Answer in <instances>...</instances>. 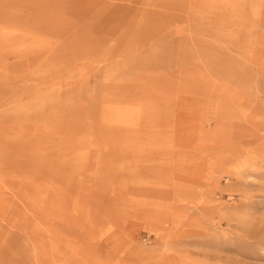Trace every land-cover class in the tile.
<instances>
[{
  "label": "rangeland",
  "instance_id": "rangeland-1",
  "mask_svg": "<svg viewBox=\"0 0 264 264\" xmlns=\"http://www.w3.org/2000/svg\"><path fill=\"white\" fill-rule=\"evenodd\" d=\"M263 223L264 0H0V264H264Z\"/></svg>",
  "mask_w": 264,
  "mask_h": 264
},
{
  "label": "bare ground",
  "instance_id": "bare-ground-1",
  "mask_svg": "<svg viewBox=\"0 0 264 264\" xmlns=\"http://www.w3.org/2000/svg\"><path fill=\"white\" fill-rule=\"evenodd\" d=\"M9 52H10V51H9ZM253 138H254V137H253ZM258 138H259V137H258ZM258 138H256V139H258ZM256 139H254V140L256 141ZM261 139H262V138H261ZM218 141H219V140H218ZM220 141H221V140H220ZM255 141H253V142H255ZM257 141H258V140H257ZM259 141H260V140H259ZM251 142H252V141H251ZM248 143H249V142H248ZM245 144H246V143H245ZM259 144H260V142H259ZM217 145H218V144H217ZM246 145H247V144H246ZM249 145H250V144H249ZM251 146H252V145H251ZM253 147H254V146H253ZM258 148H259V147H258ZM236 149H238V148H236ZM255 149H257V148H255ZM232 150H233V149H232ZM253 151H257V150H253ZM228 152H229V151H228ZM230 152H231V151H230ZM236 152H237V151H236ZM229 154H230V153H229ZM228 156H229V155H228ZM259 220H260V219H259ZM258 224L260 225V222H259ZM263 224H264V223H263ZM250 225H251V224H250ZM250 225H249V227H251ZM255 225H256V224H255ZM253 227H254V226H253ZM259 227H261V225H260ZM255 229H258V228L256 227V228H254V230H255ZM252 230H253V229H252ZM248 232H249V231H248ZM255 233H256V232H255ZM246 236H247V233H246ZM249 236H250V235H249ZM249 236H248V237H249ZM248 239H249V238H248ZM248 239H247V240H248ZM249 242H250V241H249Z\"/></svg>",
  "mask_w": 264,
  "mask_h": 264
}]
</instances>
